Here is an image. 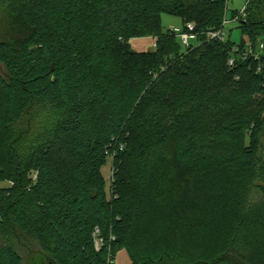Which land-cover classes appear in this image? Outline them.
Here are the masks:
<instances>
[{"label":"trees","instance_id":"16d2710c","mask_svg":"<svg viewBox=\"0 0 264 264\" xmlns=\"http://www.w3.org/2000/svg\"><path fill=\"white\" fill-rule=\"evenodd\" d=\"M0 7V264H24L10 226L44 264H111L96 226L131 264H264V50L230 68L234 44L201 35L227 0ZM244 12L240 47L258 48L264 0ZM163 14L201 44L184 52ZM141 37L156 50L131 49Z\"/></svg>","mask_w":264,"mask_h":264},{"label":"rangeland","instance_id":"374dc122","mask_svg":"<svg viewBox=\"0 0 264 264\" xmlns=\"http://www.w3.org/2000/svg\"><path fill=\"white\" fill-rule=\"evenodd\" d=\"M248 0H227L226 7V16H227V24L225 25V32L227 36V40H229L233 44H241L243 40H245V36L241 29L239 28V22L233 21V17L236 13H241ZM162 30H168L171 27L182 28L183 23L182 20L176 16L163 14L161 18ZM5 21L2 8L0 7V32L5 30ZM178 43H180L179 38L177 39ZM156 39L153 37H141L134 38L130 40L131 49L135 51H155L156 47L154 43ZM181 44V43H180ZM28 125L24 123L20 126L19 130L26 131ZM105 176H106V184L107 190L110 194V189L112 183L115 181L116 175L115 171L112 168L111 161H108L107 165L104 167ZM11 186L9 182H1L0 187L7 188ZM108 194V197H110ZM11 232V241L15 244L16 248L20 251L21 255L24 259V264H44L41 256H44L39 249V246L30 238H25L22 232L16 229L13 226H10ZM131 254L126 249H121L115 254V264H131Z\"/></svg>","mask_w":264,"mask_h":264},{"label":"built area","instance_id":"2783aa9c","mask_svg":"<svg viewBox=\"0 0 264 264\" xmlns=\"http://www.w3.org/2000/svg\"><path fill=\"white\" fill-rule=\"evenodd\" d=\"M246 16L244 10L233 17V21H240L242 18ZM227 24V16H225L221 26L218 29L208 30L201 35L204 36L206 41H218L222 44H226L229 42L227 40L226 32L224 30L225 25ZM170 33L174 34L177 38H179L182 49L184 52L198 46L201 44L200 33L197 32L196 25L194 23H186L182 26V28L171 27ZM156 47V42L154 43ZM264 50V44L261 43L258 48H254L251 45H248L246 48L242 49L240 44H234L230 49V56L228 58V66L230 68L235 67L236 62L240 60H247L253 58L255 60L260 59V55ZM94 247L96 251H102L103 248L108 247V262L111 264H115V256L112 252L110 246H107L105 238L103 237L102 230L99 226H96L92 233ZM114 238L109 240L113 241ZM110 245V244H109Z\"/></svg>","mask_w":264,"mask_h":264},{"label":"crops","instance_id":"0c3cea01","mask_svg":"<svg viewBox=\"0 0 264 264\" xmlns=\"http://www.w3.org/2000/svg\"><path fill=\"white\" fill-rule=\"evenodd\" d=\"M147 51V50H146ZM142 52V51H140ZM262 155L264 156V147L262 148V151H261ZM102 172H103V175H104V178L106 180V176H105V171H104V168L102 169ZM108 189V188H107ZM110 191V190H109ZM107 193H108V190H107ZM109 194V193H108ZM110 195V194H109Z\"/></svg>","mask_w":264,"mask_h":264}]
</instances>
